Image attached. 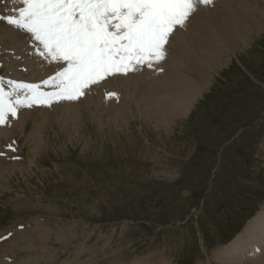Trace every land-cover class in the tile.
<instances>
[{
    "label": "rangeland",
    "instance_id": "374dc122",
    "mask_svg": "<svg viewBox=\"0 0 264 264\" xmlns=\"http://www.w3.org/2000/svg\"><path fill=\"white\" fill-rule=\"evenodd\" d=\"M226 49L212 84L172 128L132 115L115 124L109 114L87 122L78 142L43 155L34 176H13L0 194V235L17 225L13 235L26 231L39 243L28 229L48 228L51 264H109L163 249L174 264L207 263V252L230 243L264 205V30ZM122 99L119 91L115 102ZM18 139L11 143L25 156L29 144ZM18 200L33 205L17 211ZM13 235L0 240L5 261L1 248L20 244L6 245Z\"/></svg>",
    "mask_w": 264,
    "mask_h": 264
},
{
    "label": "bare ground",
    "instance_id": "6f19581e",
    "mask_svg": "<svg viewBox=\"0 0 264 264\" xmlns=\"http://www.w3.org/2000/svg\"><path fill=\"white\" fill-rule=\"evenodd\" d=\"M260 3L264 4V0H214L213 5L199 6L186 29H178L170 38L168 56L164 62L151 69L144 67L126 76L110 77L101 83L102 89L114 91L118 95L120 91L123 94V99L119 103L115 102L116 98L107 99L106 92L100 89V85H94L79 101L54 104L51 110L43 106L22 109L18 118L12 119L10 127L0 126V149L11 142H16L18 138H24L25 144H29L25 156L24 147H19L18 144H15L17 146L15 153L6 148L7 153L0 156V194L3 192V185L6 188L10 187L8 181L13 176L21 174L28 178L38 173L39 170H36L38 167L33 166L40 164V158L50 150L65 149L67 143L78 142L81 135L86 133V123L89 121L101 120L110 114L109 119L115 124L122 120L128 123L129 121H125L132 115L131 117L141 120L146 126L153 123L161 129L172 128L177 120L185 118L190 113L204 91L212 84V72L226 61V50L229 51L226 47L235 50L240 45L247 46L254 34L258 35L264 30V6ZM8 6L11 7L12 4L9 2ZM15 6H20L18 0ZM0 47L3 48L0 50V70L7 69V74L17 81L41 82L63 66L61 63H48L39 57L35 53V49L39 47L38 42L32 41L30 34L22 33L4 21H0ZM159 68H163V71H158ZM28 124L30 128H27ZM28 129H31L29 134ZM261 149L264 150V145ZM89 151L87 145L82 149L84 154H88ZM13 156H19L21 159L12 160ZM18 202L21 204L16 207L17 211L23 207L27 208V204L33 205L25 200ZM263 206L230 243L221 245L213 252H207V263L201 261L198 264H264ZM37 224L34 230L28 231H32L34 237L38 236L39 243H36L34 238H29L31 235L26 231L16 232L6 245L10 242L16 244V240L19 239L20 244L18 248H15V245H11L9 249L1 248V251L5 250L3 257L6 256L8 261L2 259L0 254V264L52 263L53 254L46 251L45 243L49 238L45 239L43 236L48 228H38L40 224ZM16 226H10L0 236L14 231ZM39 249L42 250L36 253ZM166 251L163 249L146 258L138 259L140 258L138 256L129 261L116 260L109 264H174L167 258ZM20 253L25 255L19 258ZM231 258H234V261H231ZM66 264L73 262L68 261Z\"/></svg>",
    "mask_w": 264,
    "mask_h": 264
},
{
    "label": "snow or ice",
    "instance_id": "6c2138e0",
    "mask_svg": "<svg viewBox=\"0 0 264 264\" xmlns=\"http://www.w3.org/2000/svg\"><path fill=\"white\" fill-rule=\"evenodd\" d=\"M18 2L16 7L17 0H0V21L30 34V39L38 42L35 53L39 57L63 66L37 83L0 77V126L9 127L22 109L79 101L110 77L161 64L167 59L174 33L186 29L199 6L214 4V0ZM106 98L119 99V95L109 92ZM6 147L17 151L14 143ZM11 235L10 231L0 240Z\"/></svg>",
    "mask_w": 264,
    "mask_h": 264
},
{
    "label": "water",
    "instance_id": "95a60500",
    "mask_svg": "<svg viewBox=\"0 0 264 264\" xmlns=\"http://www.w3.org/2000/svg\"><path fill=\"white\" fill-rule=\"evenodd\" d=\"M210 185H211V182H210ZM209 191V190H208Z\"/></svg>",
    "mask_w": 264,
    "mask_h": 264
}]
</instances>
